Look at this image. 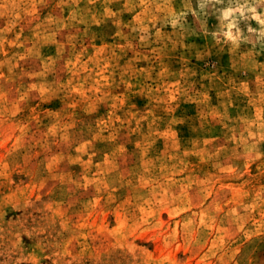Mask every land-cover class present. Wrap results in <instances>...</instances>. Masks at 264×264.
<instances>
[{"label":"rangeland","instance_id":"obj_1","mask_svg":"<svg viewBox=\"0 0 264 264\" xmlns=\"http://www.w3.org/2000/svg\"><path fill=\"white\" fill-rule=\"evenodd\" d=\"M254 15L0 0V264H264Z\"/></svg>","mask_w":264,"mask_h":264},{"label":"clouds","instance_id":"obj_2","mask_svg":"<svg viewBox=\"0 0 264 264\" xmlns=\"http://www.w3.org/2000/svg\"><path fill=\"white\" fill-rule=\"evenodd\" d=\"M249 11L253 12L254 14L256 12L255 8H251ZM253 18L257 19L261 24H264V20H260L259 15H254Z\"/></svg>","mask_w":264,"mask_h":264}]
</instances>
